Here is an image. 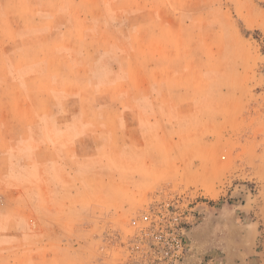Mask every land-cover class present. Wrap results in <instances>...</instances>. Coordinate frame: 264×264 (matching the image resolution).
<instances>
[{
  "label": "rangeland",
  "instance_id": "rangeland-1",
  "mask_svg": "<svg viewBox=\"0 0 264 264\" xmlns=\"http://www.w3.org/2000/svg\"><path fill=\"white\" fill-rule=\"evenodd\" d=\"M262 45L264 0H0V264H264Z\"/></svg>",
  "mask_w": 264,
  "mask_h": 264
},
{
  "label": "built area",
  "instance_id": "built-area-1",
  "mask_svg": "<svg viewBox=\"0 0 264 264\" xmlns=\"http://www.w3.org/2000/svg\"><path fill=\"white\" fill-rule=\"evenodd\" d=\"M178 230H179V233H178L179 235L177 237L175 236L173 237L174 232L170 233V241L171 242L175 241V244L177 245V248H178L177 253H179L176 256L174 254L171 255V257H174V260L170 261V264H188L184 262L183 252H181V251H184L185 248L187 247V245L185 244V240H186L185 236L187 234L186 229L185 227H181Z\"/></svg>",
  "mask_w": 264,
  "mask_h": 264
},
{
  "label": "trees",
  "instance_id": "trees-1",
  "mask_svg": "<svg viewBox=\"0 0 264 264\" xmlns=\"http://www.w3.org/2000/svg\"><path fill=\"white\" fill-rule=\"evenodd\" d=\"M255 34L259 35L258 32H256ZM261 53L264 55V45L261 46Z\"/></svg>",
  "mask_w": 264,
  "mask_h": 264
}]
</instances>
